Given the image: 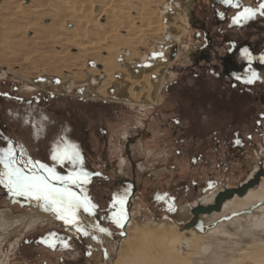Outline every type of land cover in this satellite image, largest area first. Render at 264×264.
<instances>
[{"label": "rangeland", "instance_id": "obj_1", "mask_svg": "<svg viewBox=\"0 0 264 264\" xmlns=\"http://www.w3.org/2000/svg\"><path fill=\"white\" fill-rule=\"evenodd\" d=\"M33 1L0 0V150L11 146L25 172L31 160L62 177L80 174L81 182L68 187L96 207L93 214L77 212L81 229L77 231L54 211H46L43 201L14 195L0 184V212L9 210L17 216L37 209L54 217L1 244L3 264H111L130 227L167 218L176 221L183 209L191 207L190 218L179 224L186 229L194 221L193 210L209 192L239 190L258 169H264V15L260 7L264 0H232L238 9L219 8L226 17L221 26L215 23L213 0H185L182 8L172 6L180 8L176 10L187 38L179 45L152 47L150 56L163 48L170 66L160 104L147 109L115 100L120 83L108 89L107 99L99 96L97 89L104 78L95 72L102 69L107 51L96 50L87 59L83 47L72 41L78 36L70 33L75 21L66 16L55 20L53 15L58 13L52 9L43 19L31 14L33 9L29 13L26 8L37 5ZM171 1L167 0L169 5ZM156 4L151 12L158 16L162 5L158 0ZM16 5L28 12L17 15ZM246 8L255 15L234 23ZM162 14L167 23L169 15ZM36 27L42 32L35 33ZM62 28L68 34L63 36ZM125 35L121 31L118 36ZM88 38L82 43L100 39L92 34V27ZM152 38L142 36V46L117 44L118 64L136 62L127 71L138 74L137 63ZM132 52L134 59L129 61L126 56ZM69 64L72 74L63 69ZM226 65L233 67L232 72ZM253 72L257 78L245 83ZM66 143L79 152L75 164L52 159L54 151ZM84 173L87 182H83ZM116 196L125 198L122 226L113 222V214L119 211V206L113 207ZM259 204L216 221L212 214L200 215L208 229L205 235L235 217L253 215L264 205ZM3 236L0 230V240Z\"/></svg>", "mask_w": 264, "mask_h": 264}, {"label": "bare ground", "instance_id": "obj_2", "mask_svg": "<svg viewBox=\"0 0 264 264\" xmlns=\"http://www.w3.org/2000/svg\"><path fill=\"white\" fill-rule=\"evenodd\" d=\"M158 1L160 7L162 5V9L160 8L162 12L158 13V16L151 12V7L158 5L156 0H76L74 2L71 0H34L32 3L37 5H32L26 9L29 13L33 9L31 14H35L42 19L48 10L52 9L58 13V15L56 13L53 15L55 20H58V17L66 16L75 21V26H70V33L71 31L72 33L75 32L78 36L72 41L83 47L81 48L82 53L86 58L96 50H99L98 52L106 50L108 53L106 60H101L102 57L99 58L103 62L102 69H97L95 72L97 76L104 78L103 83L97 89L99 96L107 99L110 95L108 89L114 84L120 83L121 87L116 93L115 100L140 105L143 109H147L160 104V90L168 77L166 69L170 66V62L168 63L165 60L166 55L163 53V48L157 50L155 57L150 56L152 47L179 45L187 38V34L181 25L182 16L177 11L180 9L178 7L182 8L183 5L187 4L185 0H173L174 2L171 1L172 4L170 3V5V1L167 2V0ZM175 4H178L177 10L172 7ZM14 9H16L17 15H23L27 11L21 8L20 5H16ZM162 13L166 16L169 15L168 21L165 18L167 23L163 22L164 16ZM154 17H156V21L154 20V23H152L150 18L153 19ZM102 20L105 21L104 24H101L100 21ZM37 27L35 33L42 32L43 29ZM91 27L92 34L100 38V41L83 44L82 41L88 38V29ZM62 29L60 33L63 36L68 34L64 32L65 28ZM28 31L29 28L24 31V34H27ZM121 31L126 35L119 37ZM144 35H149L154 39H149L147 43L149 45L145 48L146 52L142 54L140 60L138 59L137 64L141 68L138 74L134 76V74L131 75L127 71L131 65L136 63L132 61L134 52L126 56L132 63L118 64L117 57L120 48L117 44L124 47H134L138 44L142 46V44H145L141 40ZM22 43L18 44L21 45ZM66 66L63 69L66 68L70 72L73 65ZM117 72L120 73L119 76L116 75ZM70 74L72 73L70 72ZM3 171L4 169L0 167V172ZM258 179L260 181L264 179V169H258L249 181L243 185L242 188L248 189L247 194L244 197H239L236 194L232 199L226 201L220 212L212 213V221L249 210L259 203H264V182L257 186L254 183ZM223 192L225 191L209 192L197 208L214 206L216 198ZM31 200L34 201L35 199ZM190 210L191 207L183 209L180 218L176 221L167 218L160 220L158 223L148 222L149 224H136L133 225L134 227H130L127 236L119 243L111 264H264V205L260 206L251 216H239L230 222H223L224 224L217 227L216 232L213 231L214 233L207 235L205 234L208 229L205 230L203 235L190 230L194 228L191 227L192 223L186 229L179 226L182 221L190 218ZM14 215L9 210L0 212V230L4 232L0 245L16 233L21 232L24 234L26 230L44 219L54 220L53 215L43 211L40 212L37 209H32L28 213L17 216ZM201 215L204 217V215L211 214ZM17 242L18 240L16 244ZM98 249L101 250V247L99 246ZM4 259L5 257L0 251V264L4 263Z\"/></svg>", "mask_w": 264, "mask_h": 264}, {"label": "snow or ice", "instance_id": "obj_3", "mask_svg": "<svg viewBox=\"0 0 264 264\" xmlns=\"http://www.w3.org/2000/svg\"><path fill=\"white\" fill-rule=\"evenodd\" d=\"M224 3L231 4L232 0H224ZM260 7L262 9L261 14L264 15V4ZM254 15L255 11L253 9L246 8L243 13L234 18L233 22L239 23L241 19H251ZM244 54L247 55L246 50ZM256 78V73L253 72L245 83L251 84ZM237 79L240 78L237 77ZM52 159L61 163L67 160L75 164L80 160V156L75 145L66 143L63 148L54 151ZM26 164L30 166L27 172L24 168L18 166L15 151L11 146L6 150H0V165L4 169L3 172H0V184H3L14 195L43 201L46 211H54L58 219L63 220L65 224L76 226L77 231H81L77 223V212L83 209V211L93 214L96 207L87 196L81 199L68 187L69 184L81 182V175L62 177L57 175L54 169L47 168L46 165L39 162L29 160ZM33 169L37 171L33 172ZM41 172L47 174H40ZM87 175V173L83 174L85 178L83 182H87ZM53 181L63 186L58 187ZM158 199L160 198L158 197ZM124 203V197L116 196L113 198V207L119 206V211L113 214V222L118 226H122L121 221L125 218ZM99 230L101 232L105 231L103 228ZM48 246L55 247V243H48ZM65 247H67V244H65Z\"/></svg>", "mask_w": 264, "mask_h": 264}, {"label": "water", "instance_id": "obj_4", "mask_svg": "<svg viewBox=\"0 0 264 264\" xmlns=\"http://www.w3.org/2000/svg\"><path fill=\"white\" fill-rule=\"evenodd\" d=\"M70 27V26H69ZM260 183V179L255 181V185ZM248 192L247 188H240L239 190H227L223 193H220L216 198L215 205L208 208H197L193 211L194 221L191 224V227H194L198 232L203 233L205 230L204 223L200 219L201 214H212L214 212H220L222 210L223 204L232 199L236 194L239 197H244Z\"/></svg>", "mask_w": 264, "mask_h": 264}, {"label": "flooded vegetation", "instance_id": "obj_5", "mask_svg": "<svg viewBox=\"0 0 264 264\" xmlns=\"http://www.w3.org/2000/svg\"><path fill=\"white\" fill-rule=\"evenodd\" d=\"M212 8H213V11H215L214 13V17H215V20H216V25H223V24H226V17H225V13L222 11H219V8H223V10H237L238 9V4L233 2L231 4H226L224 3V0H213L212 1ZM251 57L254 56L253 54L250 55ZM249 58V57H248ZM229 68H231V72H232V69L233 67L232 66H228L226 65ZM257 69V68H256Z\"/></svg>", "mask_w": 264, "mask_h": 264}]
</instances>
